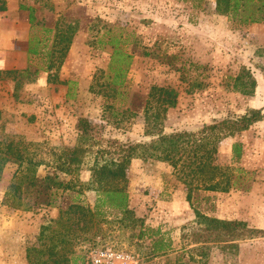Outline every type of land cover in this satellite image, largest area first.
Returning <instances> with one entry per match:
<instances>
[{
  "label": "rangeland",
  "instance_id": "1",
  "mask_svg": "<svg viewBox=\"0 0 264 264\" xmlns=\"http://www.w3.org/2000/svg\"><path fill=\"white\" fill-rule=\"evenodd\" d=\"M22 2L34 7L35 24L28 21L27 31L19 26L20 32L28 33V40L18 42V54L11 57L20 69L0 80V141L12 142L43 161L39 168L43 174L45 168L59 165L58 155L72 153L83 118L87 139L79 144L87 152L67 177L76 187L57 196L59 208L25 211L3 205L16 165L4 168L0 264H28L27 249L47 247L56 242H51L57 237L54 233L66 234L59 221L71 214L60 211L72 202L98 215H89L84 230L67 234V243L57 245L70 264H88L90 253L101 248L132 254L139 264H264V237L240 241L236 251L211 246L204 258L191 252L194 245L184 235L195 226V212L168 163L135 158L126 166L132 218L106 205L97 212V193L86 189L96 151L114 152L123 144L150 141L144 134L143 107L151 87L176 92L175 106L167 109L162 120L165 134L195 131L203 124L264 108V23L239 26L216 11L215 0ZM13 7L21 10L19 0ZM74 22L78 30L57 71V51L63 44H55V25L63 29ZM33 48L37 54L28 52ZM114 49L130 56L121 86L111 84L113 70L119 66L111 63ZM51 63L54 66L48 70ZM51 73L56 75L50 78L54 82L48 80ZM239 75L255 79L253 96L234 89ZM155 97L150 99L152 108L157 106ZM234 144L241 146L237 161ZM214 162L229 167L234 187L227 193L194 195L195 207L208 216L264 229V120L222 140ZM132 219H141L148 229L143 240L133 237L139 225L128 227ZM155 237L168 247L154 252Z\"/></svg>",
  "mask_w": 264,
  "mask_h": 264
},
{
  "label": "trees",
  "instance_id": "2",
  "mask_svg": "<svg viewBox=\"0 0 264 264\" xmlns=\"http://www.w3.org/2000/svg\"><path fill=\"white\" fill-rule=\"evenodd\" d=\"M19 9L29 12V23L35 24L34 7L26 5L19 0ZM215 9L219 14L233 20L237 25L243 26L255 23H264V0H215ZM7 10V0H0V12ZM59 21V20H58ZM78 22L73 25L65 24L63 29L55 25V38L57 45L63 44L59 53L57 71L63 62L74 33L78 30ZM46 31H51L47 29ZM29 53L37 54V49H29ZM130 56L116 49L112 52L111 63H119L113 70L111 84L121 86L126 73V65ZM54 66H48L50 70ZM16 71H0V80L9 77ZM56 78V75H48ZM256 81L250 76L239 75L234 79V89L244 96L251 97L254 94ZM156 96V97H155ZM155 97L157 106L149 105L150 99ZM176 92L162 87H151L145 98L143 111L145 113V136L150 137L146 143L123 144L117 151H96V161L91 169V181L86 189L97 193L95 209L104 205L125 216L132 218V212L127 207L128 192L126 166L132 159L155 160L168 163L177 180L186 188V201L194 209L196 221L195 226L185 234L189 242L194 246L190 248L196 256L204 258L208 255L211 246L219 247L227 251H236L238 243L246 239L264 237V229L250 227L242 220H224L201 213L194 205V195L203 193H227L234 183L229 172V167H221L215 164L214 159L218 154V147L222 140L233 137L236 133L248 130L253 124L264 120V108H251L242 116L236 118H224L203 124L195 131H175L169 134L163 133L162 120L168 108L175 106ZM79 130L81 132L76 147L71 154L58 155L59 165L45 168V172L39 173L43 161L12 142L0 141V180L4 168L8 164L16 165L12 181L8 185L2 198V204L25 211L35 210L42 207L59 208L60 196L65 191L73 190L76 184L67 179L72 175L83 161L87 152L79 143L87 139L88 124L86 119H79ZM240 144H234L232 148L233 158L237 161L241 157ZM46 167V166H45ZM63 215H70L63 221H59L65 227L66 234L54 233L56 241L49 246L31 248L26 250L28 264H70L68 259L60 255L57 245L67 243V234H74L77 230H84L89 215L95 216L92 209L72 202ZM61 217L59 218V220ZM80 225L82 227L80 228ZM139 225L138 232L133 234L139 240H143L147 234L141 219H132L128 225L134 229ZM150 231V230H149ZM157 234V233H156ZM153 251H161L168 247L162 238L156 237L152 241ZM46 256L45 260L42 257ZM193 256L189 257L190 262Z\"/></svg>",
  "mask_w": 264,
  "mask_h": 264
},
{
  "label": "crops",
  "instance_id": "3",
  "mask_svg": "<svg viewBox=\"0 0 264 264\" xmlns=\"http://www.w3.org/2000/svg\"><path fill=\"white\" fill-rule=\"evenodd\" d=\"M13 3L14 0H7V10L0 12V18L4 19L0 23V71L20 69L17 63L12 62L11 57L18 54L16 44L28 40V33L20 32L19 26L28 30L29 13L14 8Z\"/></svg>",
  "mask_w": 264,
  "mask_h": 264
},
{
  "label": "built area",
  "instance_id": "4",
  "mask_svg": "<svg viewBox=\"0 0 264 264\" xmlns=\"http://www.w3.org/2000/svg\"><path fill=\"white\" fill-rule=\"evenodd\" d=\"M88 264H139V261L124 251L101 248L90 253Z\"/></svg>",
  "mask_w": 264,
  "mask_h": 264
}]
</instances>
